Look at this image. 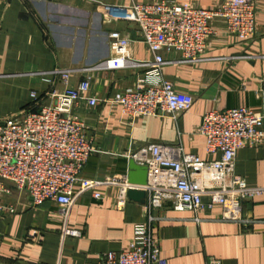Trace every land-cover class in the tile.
<instances>
[{"label":"crops","instance_id":"0c3cea01","mask_svg":"<svg viewBox=\"0 0 264 264\" xmlns=\"http://www.w3.org/2000/svg\"><path fill=\"white\" fill-rule=\"evenodd\" d=\"M156 1L160 0H0V120L38 104L55 103L54 92L89 79L88 96L98 101L90 105L81 100L73 108L86 123L87 136L97 149L82 178L128 176L132 159L128 155L151 143L179 144L204 161L218 159L219 153L206 152L205 136L195 131L210 110L248 107L261 111L264 0H255L257 30L251 39H239L228 32L224 19L215 18L216 33L202 62H173L162 69V78L178 92L194 97L191 109L174 117L139 115L132 119L123 114L117 99L147 79L148 69L90 67L111 57L113 33L130 40L134 59H152L139 26L108 17L104 6L115 9ZM169 1L214 9L223 0ZM166 57L179 60L181 54L173 51ZM67 72L71 75L66 81L63 75ZM235 172L249 186L264 185V143L239 149ZM9 186L8 199L18 211L0 217V264H99L107 252L128 250L137 226L146 221L144 205L130 200L122 186L82 191L77 183L68 215L50 200L34 207L26 192ZM96 192L100 198L94 196ZM121 198L125 205L119 208ZM242 212L248 222L222 220L219 205L195 213L178 211L167 203L157 212L159 220L154 224L162 256L168 264H207L210 257L222 264H264V196L244 201ZM65 229L81 234L65 235Z\"/></svg>","mask_w":264,"mask_h":264},{"label":"built area","instance_id":"2783aa9c","mask_svg":"<svg viewBox=\"0 0 264 264\" xmlns=\"http://www.w3.org/2000/svg\"><path fill=\"white\" fill-rule=\"evenodd\" d=\"M107 16L136 23L142 39L153 58L136 60L129 52L130 40L113 33L111 57L97 63L96 69H148L135 89H127L117 99L123 114L135 119L139 115L176 116L191 109L194 97L180 93L175 85L162 78V69L173 62L197 64L202 62L209 41L216 33L215 18L225 20L229 33L241 40L251 39L257 30L255 0H223L214 9L196 7L190 3L160 0L133 2L120 7L104 6ZM116 10V11H114ZM116 12V14H113ZM179 52L181 59L171 60L166 53ZM89 68V69H90ZM71 73H64L69 80ZM89 79L76 87L54 92L55 103L21 112L0 120V217L16 214L18 207L9 201L10 184L29 195L34 207L50 200L62 206L68 215L76 196L77 183L81 190L102 186H122L147 192L144 205L146 221L137 226L129 249L104 254L99 264H168L162 256L154 224L157 212L167 203L178 211L195 213L222 207L221 219L248 222L243 217V203L264 196V185L249 186L235 172L239 149L264 143V103L261 111L248 107L207 111L196 133L205 136L208 154H220L218 159L204 161L199 155L187 153L179 144L151 143L128 155L148 167L146 185H133L128 176L106 179H84L82 171L97 150L87 136V125L73 112L74 105L87 101L95 105L96 96H88ZM37 100L38 95L33 93ZM264 96V91H263ZM96 198L101 194L96 192ZM125 199L118 201V207ZM65 235L79 236L77 230L65 229ZM207 264H222L210 257Z\"/></svg>","mask_w":264,"mask_h":264},{"label":"water","instance_id":"95a60500","mask_svg":"<svg viewBox=\"0 0 264 264\" xmlns=\"http://www.w3.org/2000/svg\"><path fill=\"white\" fill-rule=\"evenodd\" d=\"M128 181L133 185H146L148 182V167L137 163L131 159L128 173ZM130 200L145 205L147 201V192L143 189L130 188L127 191Z\"/></svg>","mask_w":264,"mask_h":264}]
</instances>
